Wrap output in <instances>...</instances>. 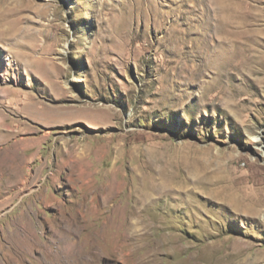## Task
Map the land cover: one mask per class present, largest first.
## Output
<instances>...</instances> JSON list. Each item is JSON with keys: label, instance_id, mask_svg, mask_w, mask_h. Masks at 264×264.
Returning <instances> with one entry per match:
<instances>
[{"label": "rangeland", "instance_id": "rangeland-1", "mask_svg": "<svg viewBox=\"0 0 264 264\" xmlns=\"http://www.w3.org/2000/svg\"><path fill=\"white\" fill-rule=\"evenodd\" d=\"M1 119L0 264H264V0H0Z\"/></svg>", "mask_w": 264, "mask_h": 264}, {"label": "bare ground", "instance_id": "bare-ground-1", "mask_svg": "<svg viewBox=\"0 0 264 264\" xmlns=\"http://www.w3.org/2000/svg\"><path fill=\"white\" fill-rule=\"evenodd\" d=\"M4 119H1L0 120V138H1V133H2V131H6V132H10L9 131V129L11 130L12 128L10 127V126H7V125H5V123H4V121H3ZM6 120V119H5ZM4 128H6L5 130H3ZM11 133V132H10ZM5 137H6V135L4 136V137H2V138H4L5 139ZM4 150H2V149H0V153H1V155L3 156V159L1 160V162H0V170H2V168L3 167H5V166H7V165H9L10 164V162H12L9 158H8V152H7V150H5V148H3ZM12 158L15 160V158H16V156H12ZM6 201H8V198H4L3 199V202H6Z\"/></svg>", "mask_w": 264, "mask_h": 264}]
</instances>
